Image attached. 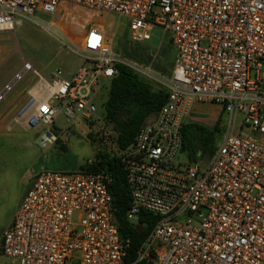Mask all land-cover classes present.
Segmentation results:
<instances>
[{"label":"built area","instance_id":"built-area-1","mask_svg":"<svg viewBox=\"0 0 264 264\" xmlns=\"http://www.w3.org/2000/svg\"><path fill=\"white\" fill-rule=\"evenodd\" d=\"M66 6L128 20L131 37L170 34L176 61L167 103L140 128L117 157L132 197L128 219L140 213L157 221L139 249L149 264H264V0H0V32L24 20L55 17ZM54 26L53 22H50ZM73 50L82 59L72 79L60 70L45 79L32 62L4 86L0 103L27 73L38 80L12 118L37 134L44 149L63 115L100 127L102 139L118 134L99 113L97 99L118 65L150 76L117 55L106 33L90 28ZM195 103H212L226 115L221 143L203 169L183 151V127ZM180 153L188 162L176 164ZM111 177L105 173H38L5 231L2 264H126L130 242L120 237Z\"/></svg>","mask_w":264,"mask_h":264},{"label":"rangeland","instance_id":"rangeland-1","mask_svg":"<svg viewBox=\"0 0 264 264\" xmlns=\"http://www.w3.org/2000/svg\"><path fill=\"white\" fill-rule=\"evenodd\" d=\"M107 18L108 15L66 6L53 18L40 14L37 19L24 20L14 33L0 32V92L22 71L24 61L32 62L47 80L57 70L61 71L62 78L72 79L82 65L81 57L73 51V44L77 42L75 39L89 30L92 24L104 25L103 20ZM51 21L57 22L55 27L50 25ZM106 24L108 32L116 33L111 39L115 53L142 68H150L151 76L167 83L176 61L170 34L164 35L160 29H155L151 40L138 42L131 37L126 18L112 14ZM261 73L264 77V66ZM138 74L153 90L166 88ZM37 80L32 73H27L0 103V244L38 173L78 172L82 166L94 163L100 153L116 156L118 151V145L110 139L101 138L107 127L101 132L100 127H93L84 120L72 123L63 115L55 120L52 128L59 141L44 149L36 146L37 134L33 130L24 132L22 127L15 125L9 132L7 128L12 125V118L18 107L28 100V91ZM110 85V82L104 83L99 93L101 98L98 97L97 106L100 114L105 113ZM187 122L210 131L217 127L224 131L226 115L218 105L195 103ZM220 143L221 137L217 134L216 146ZM186 153L178 155L176 164H187ZM3 262L0 257V264Z\"/></svg>","mask_w":264,"mask_h":264},{"label":"trees","instance_id":"trees-1","mask_svg":"<svg viewBox=\"0 0 264 264\" xmlns=\"http://www.w3.org/2000/svg\"><path fill=\"white\" fill-rule=\"evenodd\" d=\"M117 69L118 74L111 82L109 96L105 102V111L107 122L112 124L118 134L119 148L125 150L132 146L143 124L167 103L169 93L166 88L153 90L152 86L129 66L118 65ZM219 132V127L210 131L193 123L184 125L183 151H187L189 157L195 161L198 155L209 154L211 158L216 150ZM80 170L110 175L112 181L108 186L114 198L120 237L130 242L125 263L149 264L147 261L137 262L138 252L154 227L157 217L143 211L140 213L138 224L128 219L132 197L121 159L100 153L94 163L82 166Z\"/></svg>","mask_w":264,"mask_h":264},{"label":"crops","instance_id":"crops-1","mask_svg":"<svg viewBox=\"0 0 264 264\" xmlns=\"http://www.w3.org/2000/svg\"><path fill=\"white\" fill-rule=\"evenodd\" d=\"M101 16H103V15H101ZM105 16V15H104ZM110 16H108V18H109ZM107 18V19H108ZM102 19H103V17H102ZM107 19H104L103 20V24L104 25H94V24H92V25H90V27L89 28H92V27H99V28H101L102 30H104L105 31V33H106V36H107V39L109 40V43H110V46H111V48L113 49V51H114V46H113V44H112V42H111V39L112 38H114L115 37V35H116V33H114V32H108V30H107V24H106V22H107ZM57 22H53V24H54V27H55V24H56ZM101 26V27H100ZM88 28V29H89ZM88 30H85L84 31V33L80 36V37H78V39H75V40H82L83 38H84V36H85V34H86V32H87ZM151 39H152V37H151ZM150 39V40H151ZM115 52V51H114ZM117 54V53H116ZM118 55V54H117ZM148 69H150V68H148ZM151 70V69H150ZM145 76V75H144ZM147 77H149L150 79H152V80H154V81H156V80H159V79H157L156 77H153V76H147ZM169 79V78H168ZM157 82V81H156ZM160 89H162V88H160ZM160 89H157V90H160ZM7 97V96H6ZM11 100V98L7 101V102H9ZM5 101V100H4ZM3 101V102H4ZM2 102V103H3ZM5 105V104H4ZM193 109V108H192ZM24 132H28L29 130H26V129H23V128H21ZM27 144V146L28 145H31V143H26ZM36 146H37V143H36ZM27 194V193H26ZM26 196V195H25ZM25 198V197H24ZM24 200V199H23ZM22 204V203H21ZM21 206V205H20ZM20 208V207H19ZM18 211V210H17Z\"/></svg>","mask_w":264,"mask_h":264},{"label":"water","instance_id":"water-1","mask_svg":"<svg viewBox=\"0 0 264 264\" xmlns=\"http://www.w3.org/2000/svg\"><path fill=\"white\" fill-rule=\"evenodd\" d=\"M196 161L201 163V167L204 169L208 164L209 158H206L203 155H201L196 159Z\"/></svg>","mask_w":264,"mask_h":264},{"label":"flooded vegetation","instance_id":"flooded-vegetation-1","mask_svg":"<svg viewBox=\"0 0 264 264\" xmlns=\"http://www.w3.org/2000/svg\"><path fill=\"white\" fill-rule=\"evenodd\" d=\"M200 156H201V155H198V156H197V158H198V157H200ZM204 157H206V158H209V159H210V155H209V154H206Z\"/></svg>","mask_w":264,"mask_h":264}]
</instances>
